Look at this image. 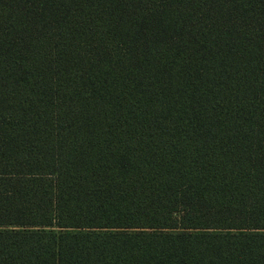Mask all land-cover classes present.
I'll return each mask as SVG.
<instances>
[{
    "label": "trees",
    "instance_id": "obj_1",
    "mask_svg": "<svg viewBox=\"0 0 264 264\" xmlns=\"http://www.w3.org/2000/svg\"><path fill=\"white\" fill-rule=\"evenodd\" d=\"M0 264H264V0H0Z\"/></svg>",
    "mask_w": 264,
    "mask_h": 264
}]
</instances>
